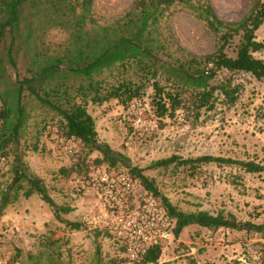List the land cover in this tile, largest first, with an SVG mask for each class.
Wrapping results in <instances>:
<instances>
[{"label": "rangeland", "instance_id": "obj_1", "mask_svg": "<svg viewBox=\"0 0 264 264\" xmlns=\"http://www.w3.org/2000/svg\"><path fill=\"white\" fill-rule=\"evenodd\" d=\"M134 0H94L92 15L99 24H109L126 12ZM209 5L219 21L234 25L247 16L257 2L264 0H192ZM196 5V4H195ZM161 32L169 54L180 60L203 61L217 52L221 43L198 19L195 12L174 5L161 20ZM242 33L234 36L223 48L228 57H235ZM67 39L65 32L51 29L43 41L51 52L58 51ZM255 39L264 43V20L255 32ZM4 45L0 44V94L13 86L24 71L22 60L11 66L6 59ZM264 61V49L253 53ZM110 80V79H109ZM229 80L237 86L238 99L232 105L219 101L211 111L197 110L194 92L181 93L183 102L173 118L162 124L154 116L151 98L153 90L124 107L116 100L100 106L88 104L87 111L94 118L98 143L106 146L118 160L114 167L100 162L99 152H89L74 139H66L58 127V119L32 104L28 105L30 118L19 142L7 151V159L0 163V192L13 178L12 168L19 159L27 172L42 179L49 196L59 206H68L73 214L62 215L71 222H81L86 232L69 231L60 224L50 209L37 195L7 206L0 212V257L8 264H25L28 255L45 251L47 242L56 241L54 249L64 262L71 264H118L123 247L116 234L92 228L85 220L97 213V198L92 191L76 193L75 178L84 177L92 170L105 168L110 172L141 170L152 179L161 195L179 211L189 213L206 211L212 215L222 211L240 221H264V175H246L236 167L217 165L191 169L170 165L167 168L148 169L151 163L177 156L193 159L202 155L220 156L238 160L264 161V86L247 74L222 71L211 84ZM141 110L144 125L136 127L135 118ZM156 120L154 125L151 124ZM253 140L262 149L246 153L238 140ZM252 147L257 151L258 145ZM34 145L37 150H34ZM68 169L67 177L59 175ZM136 181V195L145 192ZM224 189L222 185L224 184ZM222 191V192H221ZM157 201V200H156ZM158 202V201H157ZM82 232V231H80ZM65 233V234H64ZM98 233L97 244L93 236ZM180 239L165 243L158 264H188L190 259L214 264L239 260L244 264H264V239L253 234L235 231L212 232L196 226L186 228ZM89 240V245L83 248ZM78 244H75V242ZM95 241V242H96ZM238 241L239 244H236ZM99 246V255L96 254Z\"/></svg>", "mask_w": 264, "mask_h": 264}, {"label": "trees", "instance_id": "obj_2", "mask_svg": "<svg viewBox=\"0 0 264 264\" xmlns=\"http://www.w3.org/2000/svg\"><path fill=\"white\" fill-rule=\"evenodd\" d=\"M93 1L0 0L3 58L11 66H16V60L21 59L24 71L11 88L0 94V158L7 159L8 149L19 142L30 118V104L57 118L58 127L66 139L79 141L89 152H99L102 155L100 162L114 167L118 160L111 156L106 146L98 143L94 118L87 111L88 104L100 106L116 100L127 107L151 87L153 113L162 124L164 119L173 118L182 108L181 93L185 91L194 92L193 103L197 110H213L219 98L224 104H234L238 99L237 86H232L229 80L211 84L222 71L247 74L264 86V61L253 56V53L264 49V43L255 39V32L264 20L263 2L257 1L247 16L229 25L219 21L211 7L199 1L134 0L116 20L102 25L92 15ZM174 5L195 12L198 19L206 23L221 43L216 53L203 61L180 60L169 54L160 25L165 12ZM51 29L61 30L67 35L63 46L54 52L49 51L43 41L44 34ZM239 33L242 35L236 56L228 57L223 48ZM33 149L37 150V146L34 145ZM17 160L12 168V180L0 192V212L21 196L28 199L37 195L65 229L84 231L81 222L62 218L72 209L57 205L42 179L28 173ZM173 164L191 169L216 164L236 167L247 174L264 173V164L212 155L193 159L171 156L151 163L148 169L167 168ZM128 172L166 210L174 222L175 239L189 226L213 232L230 230L264 239V221H240L222 211L214 215L206 211H179L141 170L133 168ZM70 174L68 169L59 170L61 177ZM98 236V233L94 235V241ZM55 242H47L45 251L28 255L25 264H71L60 258L54 249ZM99 250L96 245L98 255ZM161 253L162 247L155 246L143 264L158 263ZM188 264L199 263L190 259ZM226 264L244 263L232 260Z\"/></svg>", "mask_w": 264, "mask_h": 264}, {"label": "built area", "instance_id": "obj_3", "mask_svg": "<svg viewBox=\"0 0 264 264\" xmlns=\"http://www.w3.org/2000/svg\"><path fill=\"white\" fill-rule=\"evenodd\" d=\"M135 118L136 127L144 125L141 110ZM156 120L151 122L152 125ZM5 159L0 158V163ZM73 190L80 194L92 191L97 198V213L85 220L92 228L116 234L124 251L118 264H143L155 246L174 239V222L166 210L146 192L136 195V181L125 172L95 169L75 178ZM0 264H8L0 257ZM147 264H158L149 262Z\"/></svg>", "mask_w": 264, "mask_h": 264}, {"label": "crops", "instance_id": "obj_4", "mask_svg": "<svg viewBox=\"0 0 264 264\" xmlns=\"http://www.w3.org/2000/svg\"><path fill=\"white\" fill-rule=\"evenodd\" d=\"M239 142H240V144L242 145V146H244V147H246V149H245V152L246 153H256V152H259L260 151V149H262V146H263V144H259V143H257V141L256 142H254L253 140H248V139H246V140H242V138L240 139V140H238ZM254 143H257V144H259L258 145V148L259 149H257V151H254L255 150V148L254 147H252L253 145H254ZM217 157H220V156H217ZM247 161V160H246ZM252 161H254V160H252ZM255 162H257V163H259L258 161H255ZM260 164L261 165H263L264 164V161H261L260 162ZM209 165H216V164H209ZM206 166H208V165H206ZM217 166H219V165H217ZM203 167V166H202ZM201 167V168H202ZM239 170V169H238ZM240 171V170H239ZM243 172V171H242ZM246 175H257V176H263L264 175V173L262 174H247V173H245ZM223 185H225V183L224 184H222V185H219V186H222L221 188L222 189H224V186ZM222 192V191H221ZM73 214V211H71L70 213H69V216L70 215H72ZM66 220H68V219H66ZM189 227H191V226H189ZM197 227V226H196ZM188 228V227H187ZM198 228H200V227H198ZM186 229V228H185ZM184 229V230H185ZM200 229H203V228H200ZM183 230V231H184ZM203 230H206V229H203ZM183 231L180 233V235L178 236V239H180L181 240V234L183 233ZM206 231H209V230H206ZM220 231H223L222 229L221 230H218V231H215V232H220ZM227 232H229V230H226ZM76 232V231H75ZM84 232H86V231H82V232H80V231H78V232H76L75 234L74 233H72L70 236L72 237V238H76V234H80V233H84ZM210 232V231H209ZM213 232V231H212ZM235 233H238V232H235ZM65 234V233H64ZM239 234V233H238ZM93 238H94V236H93ZM95 239V238H94ZM75 242V241H74ZM239 242L241 243V241H238L236 244H239ZM75 244H78V242H75ZM93 244H95V241L93 240ZM89 245V240L85 243V244H83V248L85 247H87ZM204 262H211L210 261V259L209 260H207V261H204ZM203 262V263H204Z\"/></svg>", "mask_w": 264, "mask_h": 264}]
</instances>
